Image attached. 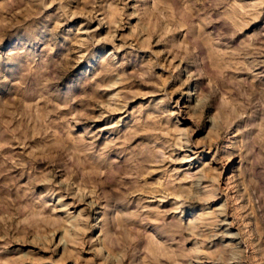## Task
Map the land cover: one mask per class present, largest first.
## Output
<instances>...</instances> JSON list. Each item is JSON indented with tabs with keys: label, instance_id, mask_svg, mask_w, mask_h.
<instances>
[{
	"label": "rangeland",
	"instance_id": "1",
	"mask_svg": "<svg viewBox=\"0 0 264 264\" xmlns=\"http://www.w3.org/2000/svg\"><path fill=\"white\" fill-rule=\"evenodd\" d=\"M0 264H264V0H0Z\"/></svg>",
	"mask_w": 264,
	"mask_h": 264
}]
</instances>
